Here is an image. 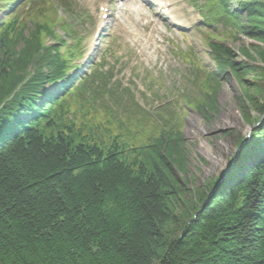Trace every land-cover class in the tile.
Segmentation results:
<instances>
[{"label":"trees","instance_id":"16d2710c","mask_svg":"<svg viewBox=\"0 0 264 264\" xmlns=\"http://www.w3.org/2000/svg\"><path fill=\"white\" fill-rule=\"evenodd\" d=\"M230 1L204 0L208 27L264 43V0ZM2 10L0 264H264V122L246 143V157L258 158L198 196L174 235L165 176L172 157L182 164L174 106L151 115L103 64L72 74L83 46L70 0H0ZM222 43L205 39L215 70L184 57L199 90L173 95L205 118L220 75L240 64ZM94 108L116 126L105 144L81 121Z\"/></svg>","mask_w":264,"mask_h":264},{"label":"rangeland","instance_id":"374dc122","mask_svg":"<svg viewBox=\"0 0 264 264\" xmlns=\"http://www.w3.org/2000/svg\"><path fill=\"white\" fill-rule=\"evenodd\" d=\"M71 1L74 12L79 14L76 23L72 24L84 48V54L76 62L78 68L72 74L77 71L87 73L97 64H103L107 70L111 69L112 77L121 86L132 89L134 98L148 113L152 115L162 105L170 104L180 116L182 164L175 162L174 156L165 172L170 208L176 218L171 229L176 235L198 196L208 192L213 183L223 180L231 167L258 158L255 154L247 158L245 152L251 133L264 122V111L260 109L264 106V72L258 67L264 60V43L243 35L230 40L225 37L221 24L208 27L207 21L199 16L203 15L204 0H174L169 9L174 16V25L170 23L172 19H163L156 7L146 6L140 0H123L122 11L116 9V3L111 0L103 32L99 41H93L94 35L98 34L101 0ZM132 6L139 12L133 13ZM235 7L236 0L230 1V8ZM8 13L7 10L0 11V20ZM58 33L63 35L59 30ZM207 37L220 38L222 44L231 49L233 62L240 64H237L236 73L225 71L220 75L213 107L209 117L205 118L184 107L180 100L175 102L173 95L175 90L179 94L199 90L186 82L191 73L184 60L187 55L207 70H215L205 44ZM242 49L245 58L239 54ZM19 74L13 72L11 80ZM198 94L201 101L200 91ZM94 106L99 103L95 102ZM96 109L84 119H81L84 117L82 109H75L71 116L84 122L96 143L102 141L105 144L116 126L108 127L109 120ZM261 145L264 146V142ZM257 153H264V149Z\"/></svg>","mask_w":264,"mask_h":264},{"label":"bare ground","instance_id":"6f19581e","mask_svg":"<svg viewBox=\"0 0 264 264\" xmlns=\"http://www.w3.org/2000/svg\"><path fill=\"white\" fill-rule=\"evenodd\" d=\"M157 4H160V3H164L163 4V6H166V5H170V4H172L173 2H174V0H154ZM20 3V2H19ZM107 3V0H101L100 1V4H102V5H104V4H106ZM163 8H161V10H162ZM173 13L171 12V13H169V15L167 16V17H169L170 19L172 18V19H174L173 18ZM102 23V21H99V22H97V25H98V27H99V25Z\"/></svg>","mask_w":264,"mask_h":264},{"label":"water","instance_id":"95a60500","mask_svg":"<svg viewBox=\"0 0 264 264\" xmlns=\"http://www.w3.org/2000/svg\"><path fill=\"white\" fill-rule=\"evenodd\" d=\"M232 168H233V167H231L230 170H231ZM230 170H229V171H230ZM225 181H226V177H224L223 180L218 181L217 184H216L215 189H216L217 187L221 186Z\"/></svg>","mask_w":264,"mask_h":264}]
</instances>
